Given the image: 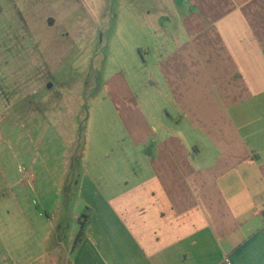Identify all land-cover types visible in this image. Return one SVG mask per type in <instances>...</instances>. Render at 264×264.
Instances as JSON below:
<instances>
[{
    "label": "rangeland",
    "instance_id": "obj_1",
    "mask_svg": "<svg viewBox=\"0 0 264 264\" xmlns=\"http://www.w3.org/2000/svg\"><path fill=\"white\" fill-rule=\"evenodd\" d=\"M2 1L0 264H73L86 202L146 175L169 110L149 54L165 45L167 4Z\"/></svg>",
    "mask_w": 264,
    "mask_h": 264
},
{
    "label": "crops",
    "instance_id": "obj_2",
    "mask_svg": "<svg viewBox=\"0 0 264 264\" xmlns=\"http://www.w3.org/2000/svg\"><path fill=\"white\" fill-rule=\"evenodd\" d=\"M164 3L166 119L146 175L86 202L73 264H264V0Z\"/></svg>",
    "mask_w": 264,
    "mask_h": 264
},
{
    "label": "trees",
    "instance_id": "obj_3",
    "mask_svg": "<svg viewBox=\"0 0 264 264\" xmlns=\"http://www.w3.org/2000/svg\"><path fill=\"white\" fill-rule=\"evenodd\" d=\"M81 216L85 217L84 215H81ZM79 221H80V218H79ZM79 224H80V230L78 231V234H77V236L75 238L74 245L80 240V238L82 236V232H83L84 224H81L80 222H79Z\"/></svg>",
    "mask_w": 264,
    "mask_h": 264
}]
</instances>
